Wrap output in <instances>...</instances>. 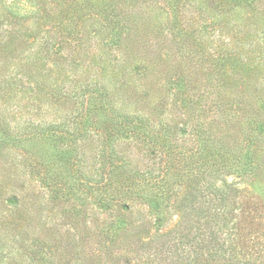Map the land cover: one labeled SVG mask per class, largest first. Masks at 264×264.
Segmentation results:
<instances>
[{"label":"rangeland","instance_id":"1","mask_svg":"<svg viewBox=\"0 0 264 264\" xmlns=\"http://www.w3.org/2000/svg\"><path fill=\"white\" fill-rule=\"evenodd\" d=\"M221 1L117 0L105 7V0H70L67 14L54 0H0V264H88L81 255L88 229H101L98 141L76 139L81 159L66 188L60 145L51 149L40 133H79L83 97L104 88L118 109L150 108L155 90L132 71L138 63L178 62L185 97L202 101L195 113L206 121L219 97L243 102L238 129H247L245 117L254 113L264 121V0L227 9ZM114 23L126 33L118 46L110 41ZM257 137L264 149V133ZM47 154L50 164L41 166ZM43 174L54 192L39 181ZM224 180L264 199L262 177L254 184ZM66 248L68 257L59 258Z\"/></svg>","mask_w":264,"mask_h":264},{"label":"trees","instance_id":"2","mask_svg":"<svg viewBox=\"0 0 264 264\" xmlns=\"http://www.w3.org/2000/svg\"><path fill=\"white\" fill-rule=\"evenodd\" d=\"M54 1L68 14L70 0ZM116 1L105 0V7ZM250 2L219 4L227 9ZM112 25L110 41L118 46L126 33L118 23ZM158 60L138 63L132 70L155 90L150 108L118 109L114 93L104 88L97 97H83L79 133H40L51 149L53 143L60 145L58 161L66 173L61 185L66 188L74 161L81 159L76 139L98 141L93 158L101 168V229H88L82 258L88 264H264V199L224 180L233 176L254 184L264 179V149L257 137L264 133V121L254 113L245 117L247 129H238L236 123L245 115L239 113L243 102L229 105L220 97L213 102V119L197 116L195 107L202 101L186 99L178 62ZM228 107L235 110L228 112ZM185 123L191 124L189 139ZM50 154L41 166L50 164ZM46 175L39 181L54 192V182ZM68 255L66 248L59 258Z\"/></svg>","mask_w":264,"mask_h":264}]
</instances>
